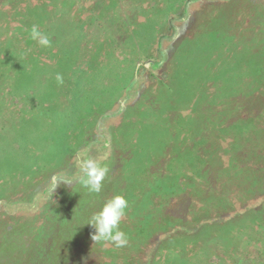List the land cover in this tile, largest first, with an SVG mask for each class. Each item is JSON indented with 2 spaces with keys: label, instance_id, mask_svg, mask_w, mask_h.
I'll list each match as a JSON object with an SVG mask.
<instances>
[{
  "label": "rangeland",
  "instance_id": "obj_1",
  "mask_svg": "<svg viewBox=\"0 0 264 264\" xmlns=\"http://www.w3.org/2000/svg\"><path fill=\"white\" fill-rule=\"evenodd\" d=\"M0 264H264V0H0Z\"/></svg>",
  "mask_w": 264,
  "mask_h": 264
},
{
  "label": "clouds",
  "instance_id": "obj_2",
  "mask_svg": "<svg viewBox=\"0 0 264 264\" xmlns=\"http://www.w3.org/2000/svg\"><path fill=\"white\" fill-rule=\"evenodd\" d=\"M29 38L43 48L50 47L52 43L50 37L42 32L36 24L31 26ZM55 79L58 85L64 82L61 73H57ZM80 172L82 175L79 177L78 183L89 193L98 194L103 189V182L109 169L97 160L87 158L80 161ZM128 207V201L122 195H114L104 202L100 210L94 212L86 223L94 229L92 239L95 242H110L115 248L128 246L129 237L120 229L121 221L126 215Z\"/></svg>",
  "mask_w": 264,
  "mask_h": 264
}]
</instances>
